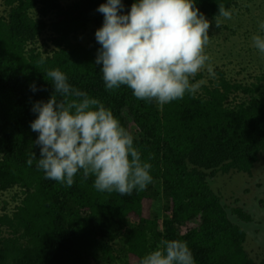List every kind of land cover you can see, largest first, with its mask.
<instances>
[{"label": "trees", "instance_id": "obj_1", "mask_svg": "<svg viewBox=\"0 0 264 264\" xmlns=\"http://www.w3.org/2000/svg\"><path fill=\"white\" fill-rule=\"evenodd\" d=\"M0 1L6 10L0 13V191L20 192L14 210L0 213V264H139L164 239L185 241L196 264H264L250 257L246 233L209 182L218 174L251 173L264 153V73L244 85L216 69L195 98L147 103L125 86L107 91L95 65V36L88 45L78 40L102 25L96 9L105 0ZM122 3L127 12L134 0ZM219 3L232 11L237 0H195L194 6L214 20ZM44 34L49 51L37 46ZM52 68L103 103L133 136L151 164L153 180L144 191L100 193L91 177L77 175L71 187L44 178L36 167L31 109L51 96L44 73ZM159 183L166 202L162 218H153ZM236 212L248 218L242 208Z\"/></svg>", "mask_w": 264, "mask_h": 264}, {"label": "clouds", "instance_id": "obj_2", "mask_svg": "<svg viewBox=\"0 0 264 264\" xmlns=\"http://www.w3.org/2000/svg\"><path fill=\"white\" fill-rule=\"evenodd\" d=\"M195 0H134L123 12L122 0H105L96 9L103 15L95 31L99 44L95 65H100L105 89L121 86L137 100L163 106L188 95L195 98L204 81L196 77L205 71L215 78L206 53L210 42V21L194 6ZM231 9L219 3L215 27L230 20ZM252 46L264 56V20L258 21V34ZM41 56L38 64H44ZM44 73V72H43ZM53 92L46 101L32 105L35 119L30 128L38 133L40 147L36 167L45 179L71 187L75 177L92 178L100 193L131 195L152 183L151 164L142 159L133 136L112 111L97 98L74 88L64 72L52 68L44 73ZM33 92L37 91L32 84ZM30 156L28 166L33 163ZM139 264H196L187 243L161 240L144 255Z\"/></svg>", "mask_w": 264, "mask_h": 264}, {"label": "rangeland", "instance_id": "obj_3", "mask_svg": "<svg viewBox=\"0 0 264 264\" xmlns=\"http://www.w3.org/2000/svg\"><path fill=\"white\" fill-rule=\"evenodd\" d=\"M76 0H61L68 5ZM0 13L6 10L0 1ZM264 20V0H237L232 10L230 20L223 21L221 28L215 27V21L210 19V42L206 53L210 57L214 71L221 69L226 77L234 82L249 85L257 81V75L264 73V56L252 46L251 37L258 34V21ZM97 28L90 27L88 31L78 36L85 45L92 44ZM49 34H44L37 46L43 51H49ZM52 48V46H51ZM203 81L209 80L207 73ZM137 134V128L132 127ZM222 197L227 211L235 223L239 224L246 233V250L256 261L264 259V153L260 154L258 162L251 173L232 171L230 174H218L209 179ZM163 186L159 183L161 197L156 198L152 205L153 218H162L165 198ZM19 189L11 188L0 191V213L11 212L19 202ZM242 208L248 218H241L236 212ZM179 232L184 233L185 224L179 225Z\"/></svg>", "mask_w": 264, "mask_h": 264}]
</instances>
